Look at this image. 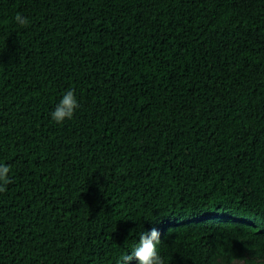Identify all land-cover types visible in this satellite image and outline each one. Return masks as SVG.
<instances>
[{
    "label": "trees",
    "instance_id": "1",
    "mask_svg": "<svg viewBox=\"0 0 264 264\" xmlns=\"http://www.w3.org/2000/svg\"><path fill=\"white\" fill-rule=\"evenodd\" d=\"M0 164V264H264V0H0Z\"/></svg>",
    "mask_w": 264,
    "mask_h": 264
},
{
    "label": "clouds",
    "instance_id": "2",
    "mask_svg": "<svg viewBox=\"0 0 264 264\" xmlns=\"http://www.w3.org/2000/svg\"><path fill=\"white\" fill-rule=\"evenodd\" d=\"M15 22L20 27L28 25L27 17L17 13L14 17ZM79 107L78 100L73 90L67 91L55 110L51 113V118L57 124H62L65 120L71 119L74 116L76 109ZM10 167L0 164V192L7 190V185L10 183ZM161 234L153 228L151 231H143L139 234V242L132 249L131 255L123 257L121 264H128L134 258L139 261V264H164V260L157 250V245L160 244ZM230 264H260V259L254 256L252 259L236 258L231 259Z\"/></svg>",
    "mask_w": 264,
    "mask_h": 264
}]
</instances>
